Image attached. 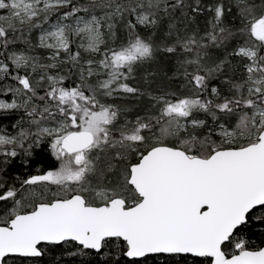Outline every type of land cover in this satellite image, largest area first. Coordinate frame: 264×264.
<instances>
[{
	"label": "snow or ice",
	"instance_id": "obj_1",
	"mask_svg": "<svg viewBox=\"0 0 264 264\" xmlns=\"http://www.w3.org/2000/svg\"><path fill=\"white\" fill-rule=\"evenodd\" d=\"M0 264H264V0H0Z\"/></svg>",
	"mask_w": 264,
	"mask_h": 264
}]
</instances>
